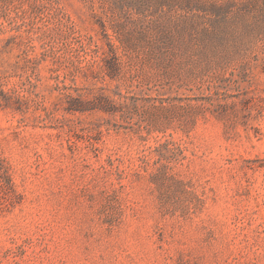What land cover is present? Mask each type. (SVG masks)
Segmentation results:
<instances>
[{
  "label": "rangeland",
  "instance_id": "1",
  "mask_svg": "<svg viewBox=\"0 0 264 264\" xmlns=\"http://www.w3.org/2000/svg\"><path fill=\"white\" fill-rule=\"evenodd\" d=\"M128 1L0 10L4 90L16 84L52 111L0 108L12 186L7 201L0 188V264H264L263 0H233L246 13L224 22ZM101 20L122 62L112 79ZM158 37L174 53L162 64L147 55ZM57 83L105 85L128 106L70 114L54 105Z\"/></svg>",
  "mask_w": 264,
  "mask_h": 264
},
{
  "label": "trees",
  "instance_id": "2",
  "mask_svg": "<svg viewBox=\"0 0 264 264\" xmlns=\"http://www.w3.org/2000/svg\"><path fill=\"white\" fill-rule=\"evenodd\" d=\"M11 0H0V10L2 9L3 4L8 3ZM123 0H119L122 4ZM154 0H129L130 7H137L140 9L142 6L149 7ZM246 3L255 4L254 0H246ZM157 7L156 11L152 14L159 13L161 11L164 13L166 9L175 12H183V13H194L195 17H203L210 21L214 22H224L230 18H228L231 14L240 15L242 12L240 9L234 11L233 0H156L154 3ZM7 5V4H6ZM259 14V20L264 21V0L259 5L258 10L256 11ZM249 13V10H247ZM151 14V15H152ZM154 16V15H152ZM155 21H151L154 23ZM99 35L97 34V39L102 41V38L106 39V48L102 46V57L101 61L103 63L102 66L105 67V74L112 79L114 76L120 74V68L122 67L121 58L118 55L117 48L112 44L110 35L107 31V26L105 21L101 20L99 23ZM113 34L116 36L120 44V48L125 52L124 41H127V36L123 32L124 27L122 25H118L116 22H111L110 25ZM101 35V36H100ZM145 37V35H144ZM131 44V42H129ZM152 47L149 48L147 55L151 60L156 62L157 64H162L165 61H169L174 57V53L169 51V46L171 45L169 42L165 41L164 38L158 37L155 38V42L149 43ZM26 63L37 64L39 60L36 58L24 59ZM77 72L85 73L83 69H76ZM51 74L56 72L55 68L50 69ZM247 74V64L243 65L242 70L239 72V75ZM10 75L8 71L5 69H0V108L1 109H11L12 111H16L24 115L28 112L32 107L35 109H40L47 116L52 114V111L45 107L42 102H39L35 98H31L22 91H20L19 87L16 84H12V88L6 92L4 87L9 83ZM53 79L57 77H52ZM55 90L58 92L57 94V102L54 105L60 104L63 109L70 114H95V113H103L107 115H115L120 112L121 109H124L128 106L127 96L124 94L118 93V98L122 101L121 103H117L111 95L108 94L107 86H97L91 85L90 87H86L88 93H81L79 88L74 87H63L55 85ZM75 93V95H73ZM40 118V117H38ZM34 117V122L39 119ZM0 188L3 189V198L7 201L6 197L12 191L11 179L8 173V168L4 164V160L0 158Z\"/></svg>",
  "mask_w": 264,
  "mask_h": 264
}]
</instances>
